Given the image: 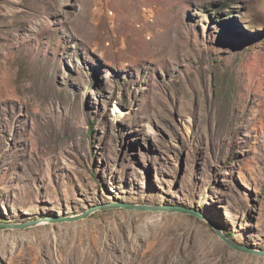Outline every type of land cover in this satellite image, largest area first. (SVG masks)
<instances>
[{"label":"rangeland","instance_id":"374dc122","mask_svg":"<svg viewBox=\"0 0 264 264\" xmlns=\"http://www.w3.org/2000/svg\"><path fill=\"white\" fill-rule=\"evenodd\" d=\"M199 212L112 209L113 203ZM0 264H264V0H0Z\"/></svg>","mask_w":264,"mask_h":264},{"label":"water","instance_id":"95a60500","mask_svg":"<svg viewBox=\"0 0 264 264\" xmlns=\"http://www.w3.org/2000/svg\"><path fill=\"white\" fill-rule=\"evenodd\" d=\"M112 209H125V210H137V211H144V212H161V213H181L185 215L194 216L201 220H206L205 217H203V215H201L199 212L194 211L192 209H187L184 207L166 206V205L150 206V205H139V204H124V203L119 202V203H113L109 205H101L98 207H94L80 215H75L72 217L56 218V219L51 220V222L52 223L77 222V221L85 220L99 211H106V210H112ZM44 222H47V220L33 221L27 224H14V223L0 224V230L26 229V228L36 227L40 223H44ZM214 229L218 233L219 237L233 250L242 252L245 254L255 255L258 257H264V249H255V248L250 249V248L241 246L237 244L236 242H233L230 239H228L225 235H223L222 231L219 228L214 226Z\"/></svg>","mask_w":264,"mask_h":264},{"label":"bare ground","instance_id":"6f19581e","mask_svg":"<svg viewBox=\"0 0 264 264\" xmlns=\"http://www.w3.org/2000/svg\"><path fill=\"white\" fill-rule=\"evenodd\" d=\"M44 224H47V222H44V223H40L39 225H44ZM39 225H38V226H39Z\"/></svg>","mask_w":264,"mask_h":264}]
</instances>
